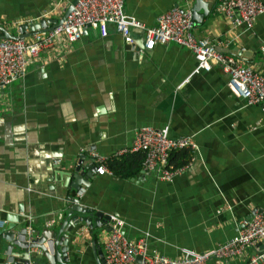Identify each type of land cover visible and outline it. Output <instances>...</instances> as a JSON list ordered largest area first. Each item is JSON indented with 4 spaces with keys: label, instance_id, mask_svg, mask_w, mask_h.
<instances>
[{
    "label": "crops",
    "instance_id": "1",
    "mask_svg": "<svg viewBox=\"0 0 264 264\" xmlns=\"http://www.w3.org/2000/svg\"><path fill=\"white\" fill-rule=\"evenodd\" d=\"M71 1L0 0V36L19 35L20 25L41 18L59 20ZM218 2L124 0V10L150 26L172 7L195 8V35L264 74V12L252 27L236 25ZM23 33L30 40V29ZM132 35L133 45L112 23L88 28L73 42L61 35L29 62L22 78L0 88V228L17 216L15 230H58L78 197L120 217L130 239L146 235L150 253L176 257L182 248L206 251L224 243L264 209V111L234 95L219 66L195 71L190 49L168 42L141 53L143 32ZM148 125L194 137L197 148L185 172L160 180L141 160L123 162L128 153L115 159L112 174L94 172L88 187H71L69 159L83 154L87 163L89 150L110 155ZM109 232L108 222L92 230L85 223L70 227L68 264H99ZM6 244L0 234L1 262ZM258 247L264 251V240ZM13 251L16 262L51 264L39 248L29 250V259L18 246ZM255 251L207 264H243Z\"/></svg>",
    "mask_w": 264,
    "mask_h": 264
},
{
    "label": "built area",
    "instance_id": "2",
    "mask_svg": "<svg viewBox=\"0 0 264 264\" xmlns=\"http://www.w3.org/2000/svg\"><path fill=\"white\" fill-rule=\"evenodd\" d=\"M68 6V4H67ZM218 9L223 11L231 23L252 27L255 18L264 12L262 0H219ZM28 22H32L29 19ZM112 23L124 41L133 45L134 29L143 32V44L139 52L153 49L157 43L175 42L192 51L197 61L195 71L209 70L217 65L228 76L231 92L240 97L245 105L258 104L264 111V74L244 65L231 54L219 50L205 37L194 34L195 21L190 8L172 7L157 16L155 24L145 26L124 10V0H77L60 23L33 32L30 40L0 36V88L22 78L29 62L40 52L50 48L56 38L63 35L68 42L79 39L88 28ZM264 52V47L262 48ZM197 144L192 135L169 136L168 126L155 128L142 126L135 131L129 146L121 147L110 155L89 150L98 175L112 174L111 159L128 153L142 152V168L152 172L160 180H172L185 172L194 159ZM190 150L185 162L175 165L170 156L181 150ZM83 152V149H81ZM83 191V190H82ZM81 194V192H79ZM5 221H1L3 226ZM110 232L103 242L106 264H207L211 258L226 261L227 258L256 250L248 254L243 264H264V251L259 250V241L264 240V209H256L244 221L237 233L224 243L206 251L182 248L180 255L169 257L157 251H148L146 235L130 239L123 232L124 221L109 214ZM141 259L137 261V257ZM33 264V263H32Z\"/></svg>",
    "mask_w": 264,
    "mask_h": 264
},
{
    "label": "water",
    "instance_id": "3",
    "mask_svg": "<svg viewBox=\"0 0 264 264\" xmlns=\"http://www.w3.org/2000/svg\"><path fill=\"white\" fill-rule=\"evenodd\" d=\"M77 0H72L68 8L64 14V16L57 20L51 18H41L38 21H35L31 24H23L20 25L19 31L21 34L19 35H1L2 37H11V38H22L25 36L23 33L26 29H30V32H36L41 30V32L47 29L49 24H56L62 22V20L67 16V14L72 9L73 4H75ZM193 19H199L198 15L200 13H196L195 8L191 9ZM85 155H80V157L76 161L68 160L67 168L69 174L72 175L73 180L71 183V187L75 189H79L83 185L89 186V179L93 177L95 172L96 165L93 163V160H89L87 163H84ZM85 168L81 170V167ZM72 204L68 206L66 217L58 230H54L48 227H44L41 230H37L35 228H27L26 226L15 230V223L18 221V217L13 216L9 218V223L5 227L0 228V234H2L4 240L7 242L5 255L6 259L4 261H0V264L14 263V264H22L20 262H16L14 260V251L13 246L16 245L22 252L19 253L24 259L30 258V249L33 247L39 248L41 254L44 255L51 264H68V230L70 227H75L80 223H85L89 226L90 230H92L96 225L101 226L104 222L109 221V214H104L103 211L96 209L95 207H90L83 204V201L78 198H72ZM252 214L249 216V218ZM247 218L245 221H247ZM31 233H36L33 237L30 236ZM99 257H103V252L98 250ZM141 259V256L137 257V261ZM99 264H106L104 258L99 261Z\"/></svg>",
    "mask_w": 264,
    "mask_h": 264
},
{
    "label": "trees",
    "instance_id": "4",
    "mask_svg": "<svg viewBox=\"0 0 264 264\" xmlns=\"http://www.w3.org/2000/svg\"><path fill=\"white\" fill-rule=\"evenodd\" d=\"M186 156H187L186 150H181V151H178L176 153L171 154L170 161L173 162L175 165H180V164L185 162ZM123 158H124L123 162H125V160L127 158H133V159L135 158V159L141 160V163H142L143 158H144V154L142 152H136V153L128 154V156H125ZM115 159L116 158L111 159L110 162H109V167L114 169V170H115L114 165L117 163L115 161Z\"/></svg>",
    "mask_w": 264,
    "mask_h": 264
}]
</instances>
